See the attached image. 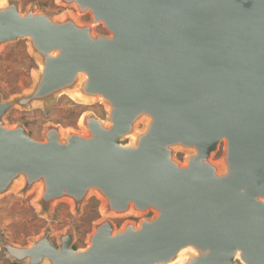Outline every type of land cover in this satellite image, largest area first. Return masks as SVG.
<instances>
[{"label": "water", "instance_id": "95a60500", "mask_svg": "<svg viewBox=\"0 0 264 264\" xmlns=\"http://www.w3.org/2000/svg\"><path fill=\"white\" fill-rule=\"evenodd\" d=\"M66 1L111 35L0 8V46L30 38L44 66L33 90L0 102V194L22 177L41 184L44 206L71 198L78 208L99 191L106 211L156 215L122 230L105 220L81 250L69 232L59 247L45 235L2 250L17 264H171L184 251L188 264H243L238 250L264 264V0ZM73 89L113 102L108 121L87 116L82 131L52 128L45 141L4 125L13 105ZM133 135L137 145L121 143ZM222 141L220 172L210 158ZM174 147L193 151L186 164Z\"/></svg>", "mask_w": 264, "mask_h": 264}, {"label": "rangeland", "instance_id": "374dc122", "mask_svg": "<svg viewBox=\"0 0 264 264\" xmlns=\"http://www.w3.org/2000/svg\"><path fill=\"white\" fill-rule=\"evenodd\" d=\"M3 0H0L2 2ZM5 1V0H4ZM14 4L23 15L32 12L42 14L53 20L68 18L83 26H89L94 36H110L104 24L93 22L90 12L81 11L75 4L66 0H6ZM40 58L34 52L30 38H20L0 46V102H13L28 94L40 77ZM77 90H64L55 94L50 101L34 102L29 106L13 105L4 115L3 123L7 127L23 126L30 136L45 141L46 134L55 128L65 134L68 131H82L81 119L87 116L108 121L107 106L100 100H84ZM146 127L145 121L136 123L134 133ZM130 138L121 143L127 144ZM173 158L181 165L186 164L192 150L172 148ZM226 143L222 141L212 153L210 163L223 172V159L226 155ZM223 165V166H222ZM41 184L25 187L22 177L16 179L8 190L0 194V242L18 247H29L49 235L50 241L57 247L62 236L73 233L76 250L88 247L90 237L103 221H109L116 230H122L127 224L138 225L146 218H152L156 212L149 209L146 213L118 214L105 210V201L91 191L84 202L76 207L71 198L43 205ZM134 212V211H133ZM188 251L179 254L184 257ZM13 259L0 247V264H10ZM41 264H47L45 262ZM237 264H240L237 262Z\"/></svg>", "mask_w": 264, "mask_h": 264}, {"label": "bare ground", "instance_id": "6f19581e", "mask_svg": "<svg viewBox=\"0 0 264 264\" xmlns=\"http://www.w3.org/2000/svg\"><path fill=\"white\" fill-rule=\"evenodd\" d=\"M0 8H4L5 7V5H6V0L4 1H2L1 3H0ZM41 65V69H43L44 68V66H43V64L41 63L40 64ZM85 78H86V75H85ZM99 99H101V101H102V103H104L106 106H107V109L110 111L111 110V107H113V102H109V100L105 97V96H101ZM109 103V104H108ZM105 122V121H104ZM80 125L81 126H83L84 125V123H83V119H81V121H80ZM85 130H87V129H85ZM132 137V141H130L128 144H127V146H135V145H137L138 144V138L139 137H137V136H131ZM96 193L98 194V196L101 198V199H104V196L102 195V193H100L99 191H96ZM260 196H261V194H260ZM261 198V197H260ZM134 210H132V208H129V211H126L125 213H122L123 215L124 214H128V213H134V214H139V213H137V212H143V211H141V210H139V211H134ZM122 214H120V215H122ZM118 214H116V216H117ZM126 227V226H125ZM140 227V226H139ZM189 251H191V252H193L194 254L196 253V251H197V248L195 247V245H193V244H188V246L186 247ZM237 258L238 259H240L242 262H243V264H247V263H245L243 260H242V253H241V251H239L238 250V253H237ZM193 259V256H185V257H183V258H181L180 260H177L176 262H174V263H171V264H188L191 260ZM159 264H166L165 262H160Z\"/></svg>", "mask_w": 264, "mask_h": 264}, {"label": "trees", "instance_id": "16d2710c", "mask_svg": "<svg viewBox=\"0 0 264 264\" xmlns=\"http://www.w3.org/2000/svg\"><path fill=\"white\" fill-rule=\"evenodd\" d=\"M10 264H17V263H10Z\"/></svg>", "mask_w": 264, "mask_h": 264}]
</instances>
